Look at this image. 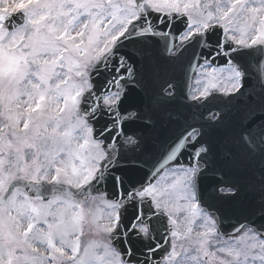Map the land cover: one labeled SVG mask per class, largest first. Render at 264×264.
I'll use <instances>...</instances> for the list:
<instances>
[{"label": "snow or ice", "instance_id": "snow-or-ice-1", "mask_svg": "<svg viewBox=\"0 0 264 264\" xmlns=\"http://www.w3.org/2000/svg\"><path fill=\"white\" fill-rule=\"evenodd\" d=\"M0 264H264V0H0Z\"/></svg>", "mask_w": 264, "mask_h": 264}, {"label": "water", "instance_id": "water-1", "mask_svg": "<svg viewBox=\"0 0 264 264\" xmlns=\"http://www.w3.org/2000/svg\"><path fill=\"white\" fill-rule=\"evenodd\" d=\"M190 83H191V80L188 82V85H187L188 89H189V87H190V85H191Z\"/></svg>", "mask_w": 264, "mask_h": 264}, {"label": "rangeland", "instance_id": "rangeland-1", "mask_svg": "<svg viewBox=\"0 0 264 264\" xmlns=\"http://www.w3.org/2000/svg\"><path fill=\"white\" fill-rule=\"evenodd\" d=\"M197 87V85L195 84V87L194 88H196Z\"/></svg>", "mask_w": 264, "mask_h": 264}]
</instances>
